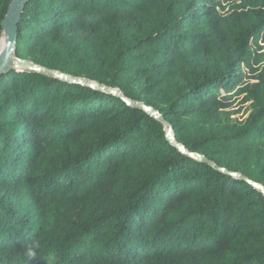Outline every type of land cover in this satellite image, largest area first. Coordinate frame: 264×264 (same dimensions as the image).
<instances>
[{
	"label": "trees",
	"instance_id": "1",
	"mask_svg": "<svg viewBox=\"0 0 264 264\" xmlns=\"http://www.w3.org/2000/svg\"><path fill=\"white\" fill-rule=\"evenodd\" d=\"M14 55L123 98L0 75V264H264V0H29Z\"/></svg>",
	"mask_w": 264,
	"mask_h": 264
},
{
	"label": "water",
	"instance_id": "2",
	"mask_svg": "<svg viewBox=\"0 0 264 264\" xmlns=\"http://www.w3.org/2000/svg\"><path fill=\"white\" fill-rule=\"evenodd\" d=\"M28 1L29 0H11L8 7H7V10H6V12H5V14L1 20V23H0L1 27H2L1 37L4 36V38H5V47L0 52V75L4 74V73L6 74L13 69L31 70V71L39 72L41 74H46V75L57 77L63 81H67L69 83L81 84V85H85V86L92 87L95 89L104 90V91H107L110 93H117L118 95H120V92L114 88L105 87L102 84H99V83L94 82V81H90V80L82 78V77H74L72 75L62 73V72L54 70V69L46 68V67L34 64L28 60L18 58L17 56L14 55V48H15L16 37H17V24H18V21L20 19L23 7ZM124 101L127 104L132 105L136 108L143 109L147 113L151 114L154 118L159 120L164 126L165 135H166L167 140L170 143H172V145L175 146L182 153H184V154H186V155H188V156H190L196 160L206 162L209 165L213 166L214 168H216V169H218L224 173L239 176L238 173L228 172L224 168L216 166L214 162H212L211 160L207 159L206 157H204L203 155H201L197 152H192V151L186 150L182 144L178 143L175 140L174 135H173V131H172V127L170 126V124L167 121L163 120L162 116L158 113L157 110H154L152 107L145 105L143 102H134V101H131L127 98H124ZM241 179L246 180L247 182L251 183L256 189H258L259 191L264 193V186H262L261 184H259L257 182H253V181H251L245 177H241Z\"/></svg>",
	"mask_w": 264,
	"mask_h": 264
},
{
	"label": "clouds",
	"instance_id": "3",
	"mask_svg": "<svg viewBox=\"0 0 264 264\" xmlns=\"http://www.w3.org/2000/svg\"><path fill=\"white\" fill-rule=\"evenodd\" d=\"M25 251H26V255L29 257H35L37 254L35 245L27 247Z\"/></svg>",
	"mask_w": 264,
	"mask_h": 264
},
{
	"label": "bare ground",
	"instance_id": "4",
	"mask_svg": "<svg viewBox=\"0 0 264 264\" xmlns=\"http://www.w3.org/2000/svg\"><path fill=\"white\" fill-rule=\"evenodd\" d=\"M4 47H5V38L4 36H2L0 39V52L4 49Z\"/></svg>",
	"mask_w": 264,
	"mask_h": 264
},
{
	"label": "rangeland",
	"instance_id": "5",
	"mask_svg": "<svg viewBox=\"0 0 264 264\" xmlns=\"http://www.w3.org/2000/svg\"><path fill=\"white\" fill-rule=\"evenodd\" d=\"M241 112V111H240ZM240 112L239 113H237V114H235L234 116H238L239 114H240Z\"/></svg>",
	"mask_w": 264,
	"mask_h": 264
}]
</instances>
